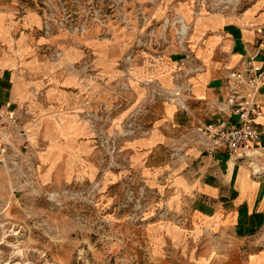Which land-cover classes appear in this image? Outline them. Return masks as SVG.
<instances>
[{"label": "crops", "instance_id": "0c3cea01", "mask_svg": "<svg viewBox=\"0 0 264 264\" xmlns=\"http://www.w3.org/2000/svg\"><path fill=\"white\" fill-rule=\"evenodd\" d=\"M82 1L86 5L90 0ZM195 1L133 0L130 12L141 3L157 21L179 8L191 25L186 44L193 59H184L171 33L169 48L157 55L153 47L136 50L127 67L124 56L135 43L137 28L113 27L108 36L90 20L81 36L47 35L39 0H0V106L31 116L26 124L45 178L51 172L59 182L100 180L107 183L108 192L117 183L120 188L128 183L143 187L145 212L156 216L149 230L159 253L172 243L193 248L189 255L198 262L222 264L210 244L201 251L194 244L204 236L221 242L225 233L232 242L262 245L258 232L264 231V172L254 174L248 159L236 160L226 148L205 151L191 139L197 128L219 118L216 107L228 92L229 69L241 67L254 54L264 66L259 32L264 27V0H244L239 9L206 10L198 16L193 15ZM51 44L62 50L60 58L48 57ZM89 54L92 68L86 74L79 64ZM191 67L198 70L188 73ZM126 81L129 90L121 87ZM177 83L189 88L185 108L161 96L150 102L152 88L171 90ZM257 98L263 109L257 123L264 129V84ZM142 103H148L142 115L146 132L122 140L116 163L103 161L88 115L111 111L112 131L121 129ZM8 140L17 148L22 144L14 133ZM179 146L186 156L171 157ZM262 157L254 158L260 163ZM161 208L165 213L158 215ZM259 254L252 251L249 259L261 260Z\"/></svg>", "mask_w": 264, "mask_h": 264}, {"label": "built area", "instance_id": "2783aa9c", "mask_svg": "<svg viewBox=\"0 0 264 264\" xmlns=\"http://www.w3.org/2000/svg\"><path fill=\"white\" fill-rule=\"evenodd\" d=\"M133 0H90L86 5L82 0H39V6L43 18V31L45 34L63 32L71 38L81 36L87 32L90 20L103 28L105 35H111L110 26L116 25L120 28L131 30L137 28L136 40L130 46L124 56V63L127 67L134 61L136 50H147L150 47L156 48L155 55L163 49L169 48L171 29H174L173 37L177 50L184 54V59L191 61L192 54L188 50L186 38L191 27L185 24L179 8L173 9V15L165 19L160 30L154 19H151L141 3L133 5ZM152 2V0H149ZM244 0H196L193 15L202 14V8L207 11L239 9ZM171 19H173L171 21ZM118 27V28H119ZM171 28V29H170ZM170 29V30H169ZM264 39V27L259 30ZM47 55L52 59L60 58L62 50L55 44L47 48ZM81 70L90 74L92 59L90 54L79 64ZM198 70L191 67L188 73ZM264 84V66L256 60V54L249 56L242 61L241 67L231 68L228 71L226 96L217 103L216 122L196 129V136L191 141L198 144L202 150L215 152L220 148H226L230 156L237 159H248L253 168L256 158L264 154V129L258 125V118L263 114L262 105L257 98L259 89ZM121 87L129 90L128 81ZM188 87L177 83L175 88L164 90L152 88L153 94L150 102H154L158 96L176 103L185 108V93ZM127 102V99H123ZM122 104H119L121 106ZM148 103H142L133 110L129 117L121 124V129L109 130L112 112L104 114L90 113L88 121L95 131L98 147L104 151L105 159L109 164L116 163L121 156L122 140L129 136L137 135L145 131L142 122V115ZM31 118L25 110L11 111L0 106V163L7 167V171L15 173L20 180L32 178L36 170L35 166V144L30 134V128L26 124ZM17 134L22 139L19 148L15 147L8 140L10 134ZM186 152L183 146L172 150L171 157L184 158ZM258 163V161H257ZM259 164V163H258ZM260 165V164H259ZM253 173L258 174L253 168ZM128 187L129 200L135 201V206L142 211L147 207V191L143 187H137L131 183ZM137 189V195L135 191ZM165 209L161 208L158 215H163Z\"/></svg>", "mask_w": 264, "mask_h": 264}, {"label": "rangeland", "instance_id": "374dc122", "mask_svg": "<svg viewBox=\"0 0 264 264\" xmlns=\"http://www.w3.org/2000/svg\"><path fill=\"white\" fill-rule=\"evenodd\" d=\"M165 19L155 20L160 30ZM116 25L112 23L109 30L118 29ZM41 152L37 153L40 157ZM261 159L259 164L264 166V157ZM35 166L32 178L20 180L0 163L1 263L207 264L189 255L193 248L172 243L164 245L163 255L159 253L149 230L156 216L151 218L129 200L126 184L121 188L118 183L112 185L108 192L107 183L100 180L80 177L59 182L51 172L45 178V167L36 164V157ZM258 233L262 245L256 247L248 241L232 242L225 233L221 242L204 236L194 245L201 251L210 244L213 257L222 259V264H264V231ZM252 251L261 253L262 259L251 261Z\"/></svg>", "mask_w": 264, "mask_h": 264}, {"label": "bare ground", "instance_id": "6f19581e", "mask_svg": "<svg viewBox=\"0 0 264 264\" xmlns=\"http://www.w3.org/2000/svg\"><path fill=\"white\" fill-rule=\"evenodd\" d=\"M182 19L184 20L183 16H182ZM252 164H253V168L256 170L257 173H261V171L264 170V166H260L257 162H253ZM0 264H25V263H19V262H16V263H1L0 262Z\"/></svg>", "mask_w": 264, "mask_h": 264}, {"label": "water", "instance_id": "95a60500", "mask_svg": "<svg viewBox=\"0 0 264 264\" xmlns=\"http://www.w3.org/2000/svg\"><path fill=\"white\" fill-rule=\"evenodd\" d=\"M25 264H32V263H30V262H27V263H25Z\"/></svg>", "mask_w": 264, "mask_h": 264}]
</instances>
